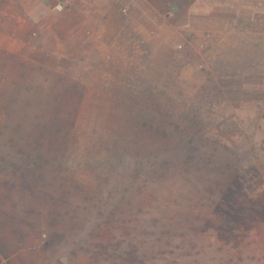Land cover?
Returning a JSON list of instances; mask_svg holds the SVG:
<instances>
[{
	"label": "rangeland",
	"instance_id": "374dc122",
	"mask_svg": "<svg viewBox=\"0 0 264 264\" xmlns=\"http://www.w3.org/2000/svg\"><path fill=\"white\" fill-rule=\"evenodd\" d=\"M0 264H264V0H0Z\"/></svg>",
	"mask_w": 264,
	"mask_h": 264
}]
</instances>
